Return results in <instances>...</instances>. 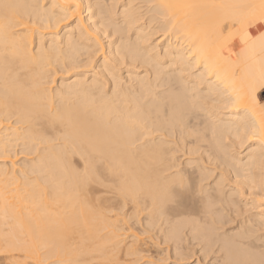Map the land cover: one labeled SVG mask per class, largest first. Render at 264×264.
Segmentation results:
<instances>
[{
	"label": "bare ground",
	"instance_id": "obj_1",
	"mask_svg": "<svg viewBox=\"0 0 264 264\" xmlns=\"http://www.w3.org/2000/svg\"><path fill=\"white\" fill-rule=\"evenodd\" d=\"M194 256L264 264V0H0V264Z\"/></svg>",
	"mask_w": 264,
	"mask_h": 264
},
{
	"label": "rangeland",
	"instance_id": "obj_2",
	"mask_svg": "<svg viewBox=\"0 0 264 264\" xmlns=\"http://www.w3.org/2000/svg\"><path fill=\"white\" fill-rule=\"evenodd\" d=\"M251 1H252V0H251ZM254 1H255V0H254ZM249 2H250V1H249ZM245 3H246V2H245ZM241 5H242V4H241ZM204 6H205V5H204ZM207 6H208V5H206V7H207ZM209 8H210V7H209ZM241 8H242V7H241ZM241 8H240V9H241ZM203 9H204V7H203ZM243 9H244V8H243ZM241 10H242V9H241ZM205 11H206V9H205ZM205 11H204V12H205ZM207 11H210V9L207 10ZM209 14H210V13H207L208 16H209ZM210 16H211V15H210ZM206 17H207V16H206ZM208 18H209V17H208ZM205 19H206V18H205ZM207 22H208V21H207ZM225 24H226V23H224V25H225ZM226 25H227V24H226ZM226 25H225V26H226ZM228 25H229V24H228ZM154 256H155V255H153V257H154ZM154 258H155V257H154ZM157 258H158V257H157ZM159 258H161V261L156 262L157 264H195L194 261H195V259H196V256L192 257V259L189 258V259H190L189 261H188V259H184V260H181V262L178 261V263L175 262L174 260H171V259L168 260V259H166V257H165V258H164V257H159ZM163 258L166 259V260H165V261H162ZM185 260H186V261H185ZM205 261H206V262H205ZM205 261L203 260V263L205 262L204 264H207V263L209 264L208 259L205 260ZM172 262H173V263H172ZM201 262H202V261H201ZM110 263H111V262H110ZM110 263H109V264H110ZM203 263H202V264H203ZM111 264H113V262H112Z\"/></svg>",
	"mask_w": 264,
	"mask_h": 264
}]
</instances>
